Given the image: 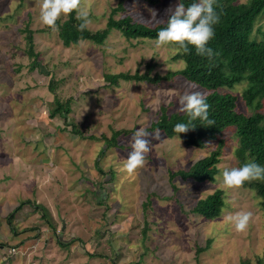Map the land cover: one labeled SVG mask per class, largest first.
<instances>
[{"label":"rangeland","instance_id":"rangeland-1","mask_svg":"<svg viewBox=\"0 0 264 264\" xmlns=\"http://www.w3.org/2000/svg\"><path fill=\"white\" fill-rule=\"evenodd\" d=\"M119 1L83 0L89 29L104 28ZM178 4V0H123V10L115 17L130 15L155 25ZM39 11V0H0V264L13 254L7 250L16 251L34 227L38 231L33 239L42 240L92 242L105 234L104 240L124 249L130 243L129 254L139 264H246V259L257 264V258L264 256L260 199L248 187L229 190L223 184L222 170L239 167L232 129L224 132L214 182L171 178V174L208 155L215 142L195 148L161 131L159 140L147 137L151 151L138 174L129 176L124 170L134 131L140 127L155 131L150 126L161 107L168 113L180 112V96L205 91L180 75L159 83L120 80L117 85H109L105 75L142 74L150 63L152 76L179 70L184 62L175 58L176 49L156 48L154 39L127 38L119 30H112L100 45L80 41L64 46L57 32L40 23ZM26 26L33 31L38 54L34 63L25 52ZM263 31L264 16L252 35L260 40ZM52 79L59 99H71L65 118L50 116ZM245 87L243 82L232 89L241 111H248L241 98ZM73 125L83 136L72 132ZM120 130L116 145L107 146ZM48 176L51 182H45ZM217 188L224 190L226 201L219 217L208 220L191 212L198 199ZM27 199L45 208L55 230L39 210L25 203L12 220L13 233L6 217ZM241 211L253 213L243 233L226 219ZM198 248L202 250L197 252Z\"/></svg>","mask_w":264,"mask_h":264},{"label":"trees","instance_id":"trees-1","mask_svg":"<svg viewBox=\"0 0 264 264\" xmlns=\"http://www.w3.org/2000/svg\"><path fill=\"white\" fill-rule=\"evenodd\" d=\"M156 3L157 0H148ZM195 0H178L185 7ZM123 0L119 1L116 8L112 9L104 28L91 30L87 27L83 31L78 30L79 20L76 14H71L67 20H59L58 37L64 46L76 45L80 41H89L94 44H103L112 30H119L127 38H149L156 40L157 33L166 27L170 15L165 21L155 25L145 24L126 15L115 17L123 10ZM213 8L219 15V23L214 25V38L209 41L208 47L216 53L212 59L196 54L194 47L189 46L190 51L185 54L182 50L177 51L175 58H179L184 65L179 70L168 71L164 75H151L154 67L148 64L147 70L139 74L129 72L105 75L109 85H117L120 80L145 81L159 83L172 80L180 75L187 82H190L205 91L206 102L209 104V119L215 121L211 126L199 119L193 121L196 126L187 133H176L173 131L177 123H187L189 117L186 113H168L165 107H161L157 119L151 124L150 129H159L165 136L172 138L179 137L186 146L204 148L210 142H215V147L208 155L196 160L188 169H179L171 174V178L180 176L184 180L192 179L196 182H214L220 172L218 163L225 145L224 132L232 129L237 140L235 155L239 167L248 162H255L264 166V31L261 39L257 40L252 35L257 20L264 16V0H214ZM47 28V27H46ZM46 30V29H45ZM49 30V28H47ZM26 53L37 60L38 54L34 52L33 31L28 26L25 28ZM245 83L241 98L248 111H241L238 106V96L232 89ZM56 84L51 80L50 90L54 94L51 117L65 114L71 111L70 100L62 101L55 92ZM72 132L83 136L81 132L72 127ZM123 130L113 133L107 146L116 145L117 135ZM89 138H94L93 136ZM245 187L250 188L260 199V207L264 212V180L246 182ZM25 203L31 204L41 212V218L55 227L49 221L45 208L36 201L29 199L18 204L6 217L10 229L14 233L12 220L17 210ZM226 206L225 193L223 189L217 188L211 194L196 201L191 212L204 219L211 220L221 215ZM202 248H198L200 252ZM248 259L245 263L248 264ZM257 264H264V256L257 258Z\"/></svg>","mask_w":264,"mask_h":264},{"label":"clouds","instance_id":"clouds-1","mask_svg":"<svg viewBox=\"0 0 264 264\" xmlns=\"http://www.w3.org/2000/svg\"><path fill=\"white\" fill-rule=\"evenodd\" d=\"M214 0H195L187 7L179 3L170 15L166 27L157 33L155 47L162 48L173 46L177 51L182 50L187 54L192 46L196 54L212 59L216 53L208 47L209 41L214 38V25L219 23V15L213 8ZM39 21L42 25L53 32L59 31L57 22L75 13L76 19L80 21L78 30H85L91 23L89 11L83 5V0H39ZM179 111L186 113L189 117L187 123H177L174 132L187 133L195 128L193 121L199 119L207 122L208 126L215 123L209 119V104L201 92H189L179 98ZM152 139H160V130L149 132L146 128L140 127L134 131L131 140V152L124 164V170L129 176L138 174V171L145 166L146 155L151 151ZM224 186L229 190H238L246 182L264 180V166L255 162L245 163L241 167L224 168L222 170ZM52 177L48 176L45 182H51ZM229 223L234 226L236 232H246L253 220L251 211H241L226 217Z\"/></svg>","mask_w":264,"mask_h":264},{"label":"crops","instance_id":"crops-1","mask_svg":"<svg viewBox=\"0 0 264 264\" xmlns=\"http://www.w3.org/2000/svg\"><path fill=\"white\" fill-rule=\"evenodd\" d=\"M30 231L32 233L20 238V246L16 251L7 250L9 254H13L3 259V264H139V259L129 254L133 250L130 243L124 249L118 242L104 240L105 234L102 238L85 242L61 238L33 239L38 229L34 227ZM44 231L45 229L42 232ZM13 248L15 247L11 249Z\"/></svg>","mask_w":264,"mask_h":264},{"label":"water","instance_id":"water-1","mask_svg":"<svg viewBox=\"0 0 264 264\" xmlns=\"http://www.w3.org/2000/svg\"><path fill=\"white\" fill-rule=\"evenodd\" d=\"M65 222L62 221V230L64 229Z\"/></svg>","mask_w":264,"mask_h":264}]
</instances>
